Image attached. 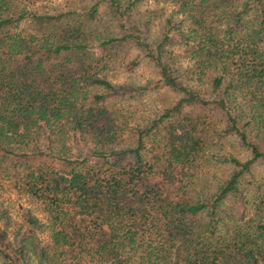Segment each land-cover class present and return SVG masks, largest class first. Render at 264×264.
<instances>
[{
    "label": "trees",
    "instance_id": "16d2710c",
    "mask_svg": "<svg viewBox=\"0 0 264 264\" xmlns=\"http://www.w3.org/2000/svg\"><path fill=\"white\" fill-rule=\"evenodd\" d=\"M37 1L0 0V196L44 221L0 222V264H264V0Z\"/></svg>",
    "mask_w": 264,
    "mask_h": 264
},
{
    "label": "rangeland",
    "instance_id": "374dc122",
    "mask_svg": "<svg viewBox=\"0 0 264 264\" xmlns=\"http://www.w3.org/2000/svg\"><path fill=\"white\" fill-rule=\"evenodd\" d=\"M63 1L64 0H38L34 3V6L37 7V9H42L43 11L54 12L62 7ZM78 1L79 0H76L74 4H77ZM170 48L172 49L173 53L176 54L178 63H180L181 66L187 63L188 57L183 47L172 46ZM178 69L180 71L181 67ZM150 76H152V70H150L147 63L144 61H141L135 65L131 71L118 69L117 73L118 80L131 81L134 83L143 82ZM173 96L174 92L168 89L166 86L162 85L157 87L144 96V99L147 100V103L145 102L144 104H139L135 115H146L149 111L151 112L156 107L161 106L163 103L171 100ZM224 150H230V152L234 153L237 152V147L233 145V143H226ZM241 154L246 155V153L243 151ZM208 155L210 156H207V159L204 161L203 170L201 173L204 182H207L205 184L206 187L211 186L218 180L226 177L229 169L225 165H221L218 161L214 160L211 157L210 152H208ZM1 195L3 198L0 196V199H2V205L6 210L5 215L2 214L0 216V222H3V224H5L6 221L11 227H14L20 219V208L28 206L32 214L37 216L39 222L42 223L44 221V219L41 217V213L38 211L39 209L36 204L31 203L26 199V197L17 194L12 189L2 192ZM39 227L42 229L43 225H40ZM40 229L36 232L37 238L40 240V242L45 243L48 241L46 229L44 228L41 231Z\"/></svg>",
    "mask_w": 264,
    "mask_h": 264
}]
</instances>
